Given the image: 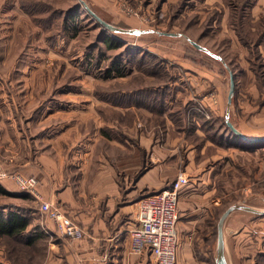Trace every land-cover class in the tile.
<instances>
[{"label": "rangeland", "instance_id": "1", "mask_svg": "<svg viewBox=\"0 0 264 264\" xmlns=\"http://www.w3.org/2000/svg\"><path fill=\"white\" fill-rule=\"evenodd\" d=\"M84 1L111 24L146 32H110L108 35L121 46L109 50L103 41V26L88 13L81 0H0V182L14 185L19 191L14 193L25 192L11 175L34 176L39 182V176L26 172L25 166L39 168L37 156L43 154L51 165L54 159H68L78 150L73 148L74 143H84L86 138L92 140L90 147L93 146L89 156L92 164L88 165L91 171L101 168L107 159L135 165L142 160L140 141L149 147L142 148L147 159L145 165H151L154 149L149 136L163 140L169 121L174 141L184 137L178 130L181 124L204 125L208 119H211L209 137L221 140L218 129L228 131L226 104L230 88V73L224 62L237 75L230 120L264 134V70L259 66L261 61L264 64V40L260 45V61L256 59L257 51L248 48L240 38L255 41L264 32V0ZM77 5L79 10L73 11L78 16L75 25L66 26L64 17ZM159 31L179 33V36L162 35ZM188 39L210 52L197 49ZM113 61L125 65L126 70L133 68L134 72L124 77H107L105 71ZM201 78L209 83L211 79L223 83L222 115L213 113L218 104L214 84L207 83L205 90L194 85ZM166 82H175V87L181 88L178 97L172 86L169 93L161 92L155 99L152 93L131 99L128 96L115 101L106 99L109 94L128 95L129 91L148 85L162 86ZM204 93L211 104H198ZM176 98L187 107L186 116L181 119L173 118L177 114H170L169 109L162 112L161 108L163 99ZM139 99L138 105L142 106L134 104ZM176 102L173 108L178 105ZM101 106L107 108L103 111L106 117L98 109ZM118 106L144 107L153 116L150 118L141 110L123 114L117 111ZM105 131L115 137H108ZM231 135L235 140L244 141ZM128 136L137 139L139 145L129 139L125 145ZM190 138L201 141L195 135ZM120 143L127 148H120ZM214 145L208 146L204 154L198 148L195 155L201 161L210 158L209 166L221 170L216 185L221 191L222 205L210 222L213 239L208 247H194L205 264H217V226L226 209L236 205L264 211V153L238 150L233 153L235 158L226 163L224 156L216 159L218 151ZM181 165L182 162L176 167L177 174L186 171ZM69 172L78 173L77 167H69ZM6 184L3 185L6 187ZM28 195L27 198L0 196V205L30 211L29 229L39 235L38 239L32 244L25 238L0 240V264H64L60 259L63 250L55 249L53 244L73 239L57 230L52 232L54 223L41 213L34 196ZM233 213V217H238L233 244L239 264H264V217L243 209ZM131 221L136 226V208ZM204 248L208 249L207 256Z\"/></svg>", "mask_w": 264, "mask_h": 264}, {"label": "crops", "instance_id": "2", "mask_svg": "<svg viewBox=\"0 0 264 264\" xmlns=\"http://www.w3.org/2000/svg\"><path fill=\"white\" fill-rule=\"evenodd\" d=\"M207 83L209 81L204 79L202 81L201 78L199 83L197 81L194 85L197 84L198 89L205 90ZM211 83L218 90V104L214 106V116L222 115L224 85L220 80L214 81V79H211L209 84ZM164 86L169 88L174 86L175 88L177 84L166 82L162 86H155V88ZM181 92L182 90L179 88L176 91V96L178 97ZM203 96H200L202 98L199 99L198 102L200 103L198 104H211V99L205 96V93ZM177 100L179 98H176L175 101L166 100V102L172 107ZM116 109L123 114L128 110L134 112L141 110L150 118L153 116V113L144 107L135 109V107L123 108L118 106ZM197 123H199V120H197ZM234 123L251 138L264 136L257 130H253L252 127L242 126L239 122ZM171 125L172 123L170 124L169 121L166 136L163 140L159 141L158 138H154L155 136H149L152 139L154 149V152L151 153V165L149 166L145 165L147 159L144 149H149V147H146L147 145L140 141L141 146L139 149L142 152V158L140 157V159L142 160L135 165H127V163L107 159L106 163L102 164L103 166L101 165V168L91 171L88 165L92 164V159L89 156L92 154L93 146L90 147L92 140H88V138L85 139L84 143H74L73 148L78 150L68 159H54V163L51 165L48 159L43 157V154L37 156L36 162L40 165L39 168L25 166L26 172L39 176V189L43 198L61 206L90 233L91 237L89 236L85 240L73 239L68 241L62 239L61 242L56 241L53 244L55 249L63 250V254L59 258L64 264H157L149 252L140 254L132 250L129 235V231L133 226L131 219L136 203L140 198L148 193L158 191L163 186L165 188L172 184L177 174L176 167L180 165V162H182L183 169L189 172L191 179L187 185L183 186L180 194V219L178 222L180 242L176 264L206 263L200 260L194 247H208L213 239L214 233L210 222L216 217L218 207L222 205L221 191L216 185L221 170H215L214 167L209 166L208 161L210 158L208 157L202 161L196 159L197 148L194 142L186 138V131L182 128L178 130L183 133L184 137L182 139L176 138L178 141H174L169 132L173 127ZM207 130V127L198 124L195 132L206 136ZM218 134L228 142L229 146L216 145L218 151L216 159L224 156L227 159L225 162L230 163L235 158L233 153L238 152V150L256 152L257 154L264 153V142L244 143L245 140L243 142L238 139L235 140L231 133L221 128L218 130ZM128 139L139 145L137 139L131 136L125 139V145L128 144ZM120 145L122 149L127 148L122 143ZM211 145L215 146L214 142L208 139L200 154H204L206 148ZM222 153L227 155H222ZM72 166L77 167L78 173L69 172V167L72 168ZM143 166H145V169L142 168ZM170 181L171 183L166 185ZM6 185L8 190L19 192L14 185ZM237 209L258 213L260 217H264V211L255 208L237 206L234 210ZM233 212L228 215L224 222V241L221 255L218 250L217 236V257L215 259L217 264L240 263L237 255H235L233 244L234 230L238 224V217H233ZM53 228L51 231H56V227ZM41 229L49 233L48 229L43 227ZM207 250L204 248L205 254H203L205 256H207Z\"/></svg>", "mask_w": 264, "mask_h": 264}, {"label": "built area", "instance_id": "3", "mask_svg": "<svg viewBox=\"0 0 264 264\" xmlns=\"http://www.w3.org/2000/svg\"><path fill=\"white\" fill-rule=\"evenodd\" d=\"M10 177L14 178L23 192L34 196L41 213L54 223L60 234L74 240H83L90 236L89 231L61 206L43 198L38 190L39 182L36 177L21 173ZM189 182L188 173L181 170L170 186L138 201L137 224L129 231L133 251L149 252L157 264H176L179 247L178 204L181 190Z\"/></svg>", "mask_w": 264, "mask_h": 264}, {"label": "trees", "instance_id": "4", "mask_svg": "<svg viewBox=\"0 0 264 264\" xmlns=\"http://www.w3.org/2000/svg\"><path fill=\"white\" fill-rule=\"evenodd\" d=\"M22 7L27 10V12L32 13V11L29 9V7L22 3ZM80 6L77 5L75 6L73 9H71L69 11V13L66 15V17H64L65 20V25L67 26L68 24L75 25L76 22V18L78 17L77 14L73 11H77L79 10ZM69 27V26H68ZM76 28V27H75ZM104 28V27H103ZM103 41L106 45V47L111 50V49H116L119 48L121 46V43L115 39H113L111 36H109L108 34H110V31L106 30L105 28L103 29ZM259 39L255 40V41H244V39L242 38V36H240L241 41L248 47V48H254L258 55L256 56L257 60L261 61V52H260V45L264 40V32L261 35H258ZM261 70H264V64L263 61L260 62ZM133 68L126 70L125 65L120 64V63H116V62H112V64L106 69L105 71V75L107 77H124L130 73H133ZM235 77L237 78V75L235 73ZM170 88L164 87L161 89H156L155 87L149 86L148 87H142L141 89H135L133 91H129L127 92L128 95H113V94H109L106 96V99L115 101L116 98H123L124 97H129L134 98L136 96L141 95H148V93H152V97L155 99L156 96L159 95V93L161 92H166L169 93ZM176 91L178 90L175 87ZM236 92H237V80H236ZM235 92V94H236ZM122 96V97H121ZM117 99V102H120L119 100L122 99ZM159 100V99H158ZM175 101V99H172ZM137 102V103H136ZM134 102V104L136 106H142L141 104L138 105V103H140V99L139 101ZM162 112H164L165 110L169 109L170 114L173 112V114H177L174 115L173 118L175 117V119L178 118H184L187 113V107L185 106V104H183L181 101H177L176 103L178 104L175 108L170 107V105L166 102V99H163L162 101ZM121 103V102H120ZM99 111L101 112V114L106 117V114L103 112L104 110L106 111L107 108L104 107H98ZM152 110H155L154 108ZM130 111V112H129ZM128 112L131 113L132 110H129ZM172 117V115H171ZM205 117V114H204ZM155 118V116H154ZM105 120H108L107 118ZM163 124H165V122H163ZM165 126V125H164ZM182 127V129L184 131H186V138L187 139H191L190 135H195L196 137H198L201 141L199 142H194L192 139L191 141L194 142L196 148H202L205 144V142L208 139H211L217 146H226L228 147V142H226L222 136H220L221 140L216 141V139L210 138L208 133H209V126H211V119H208L207 121H205V124L202 125L203 127H207L208 130L206 131V136L205 135H199L197 134L196 128L198 125H195L193 127H189L185 124H181L180 125ZM226 129L231 132L235 137L241 139L240 137H238L237 135H235L231 129L228 127V125L225 126ZM219 130V129H218ZM107 132V131H105ZM121 133V132H120ZM107 136L108 137H115L112 134L110 135L107 132ZM120 138V137H119ZM219 138V137H218ZM166 188V187H165ZM164 189V188H163ZM15 196V197H22V198H27L30 197V195L26 194V193H14L10 190H8L1 182H0V196ZM31 221H32V213L30 211L26 212L24 209L21 208H15L12 206H7V205H0V240L4 239L5 237L8 238H12L15 240H19L21 238H25V241L28 244H32L36 241V239H38V234H34L35 232H33V230H30V225H31Z\"/></svg>", "mask_w": 264, "mask_h": 264}, {"label": "water", "instance_id": "5", "mask_svg": "<svg viewBox=\"0 0 264 264\" xmlns=\"http://www.w3.org/2000/svg\"><path fill=\"white\" fill-rule=\"evenodd\" d=\"M82 4L84 5L85 9L88 11V13L101 25L103 26L106 30L112 32V33H123V34H143L146 32V30H141V29H127V28H122L119 27L117 25L111 24L109 22H107L106 20H104L102 17H100L97 13H95L90 7L89 5L86 3V1L81 0ZM160 34L162 35H167V36H179V33H173V32H161L159 31ZM190 41V43H192L197 49L199 50H203L206 52H210L209 49H207L206 47L200 45L199 43L188 39ZM225 66L227 67L229 73H230V88H229V92H228V108H227V117H226V124L228 125V127L231 129V131L237 135L238 137H240L242 140L245 141H251V142H264V136L263 137H256V138H251L249 136H247L244 132H242L239 128H237L234 123L230 120L229 118V112H230V107L231 104L233 102V97L235 95L236 92V77L235 74L233 72V70L229 67V65L227 63H225ZM237 206H230L228 209H226V211L222 214V216L219 219L218 222V250H219V254H222L223 251V241H224V236H223V226H224V222L226 220V218L228 217V215L234 210L236 209Z\"/></svg>", "mask_w": 264, "mask_h": 264}, {"label": "bare ground", "instance_id": "6", "mask_svg": "<svg viewBox=\"0 0 264 264\" xmlns=\"http://www.w3.org/2000/svg\"><path fill=\"white\" fill-rule=\"evenodd\" d=\"M244 142H245V141H244ZM247 142H250V143H256V142H251V141H247ZM247 142H246V143H247ZM258 143H259V142H258Z\"/></svg>", "mask_w": 264, "mask_h": 264}]
</instances>
